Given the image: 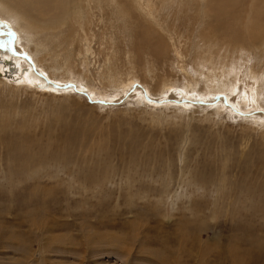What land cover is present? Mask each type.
Instances as JSON below:
<instances>
[{
  "label": "rangeland",
  "instance_id": "rangeland-1",
  "mask_svg": "<svg viewBox=\"0 0 264 264\" xmlns=\"http://www.w3.org/2000/svg\"><path fill=\"white\" fill-rule=\"evenodd\" d=\"M51 1L0 0V264H264V0Z\"/></svg>",
  "mask_w": 264,
  "mask_h": 264
},
{
  "label": "bare ground",
  "instance_id": "bare-ground-1",
  "mask_svg": "<svg viewBox=\"0 0 264 264\" xmlns=\"http://www.w3.org/2000/svg\"><path fill=\"white\" fill-rule=\"evenodd\" d=\"M49 1L51 2V4L50 5H52V1L51 0H13V2H15L17 5H21V7L23 8V9H25L29 14H31V15H36V17L37 16H41V17H44L45 19H46V17L45 16H49V13H47V8H45L46 6H48V4H49ZM57 1V5H58V3L59 2H64V3H66V4H69L68 3V1L69 0H56ZM56 1H54L55 3H56ZM59 1V2H58ZM1 3V2H0ZM71 3V2H70ZM5 4V3H4ZM62 4V3H61ZM49 5V6H50ZM60 5V4H59ZM5 6L7 7H4V5H2V4H0V12L1 11H3V10H5V11H3V12H7V11H9V12H11V13H0V17H1V15L2 16H8V17H10V19L11 18H14L15 16L18 18V20L20 21V22H14V19H11V21L12 22H14L15 23V25L17 26V28L19 29V30H22L23 32H25L28 28L31 30V29H34V27L35 28H38L39 26H38V23L35 25L32 21H30V20H28L24 15L22 16L21 14H19V13H14V10H10L11 9V7L10 6H8V4H5ZM61 6V5H60ZM45 8L46 10H42V8ZM49 8V7H48ZM60 9H64V8H60ZM59 9V10H60ZM54 10V9H53ZM50 11H51V9H50ZM35 12H37V13H35ZM61 13H64L63 11L61 12ZM228 13H215V15L217 16V18H221V16H225V15H227ZM233 14V16L235 17V21H239L238 19H239V15H240V13H232ZM257 14V13H256ZM241 15H243V14H241ZM231 16V15H230ZM258 16L259 17H261L260 16V13H258ZM258 16H257V18H258ZM50 17V19L48 20V21H54L57 17H58V15H55V14H52V15H50L49 16ZM227 17V16H226ZM245 17V16H244ZM66 18V17H65ZM256 18V19H257ZM244 19V18H243ZM252 19H254L253 17H252ZM64 20V19H63ZM258 20H259V18H258ZM258 20H255L257 23H258ZM262 20V19H261ZM1 21V20H0ZM235 21L232 23L231 21H227V23H229V25H227V31L228 32H230L233 36H234V40H239V38H240V36H242L241 34H242V32H241V30H239V29H236L235 28ZM236 22V23H237ZM261 22H263V21H261ZM1 23V22H0ZM41 23V22H40ZM58 23V22H57ZM60 23V22H59ZM253 23V22H252ZM259 23H260V21H259ZM48 24V23H47ZM60 25V24H59ZM261 25V24H260ZM53 26V25H52ZM52 26H50V27H52ZM253 26V25H252ZM261 26H263V25H261ZM248 27V28H247ZM244 30H245V35H247L250 31V34L248 35V36H251L252 38H256L257 36H258V34H255V32L254 31H256V27H251L250 25H248ZM259 27V26H258ZM42 28H44L43 26H42ZM262 28V27H261ZM16 29L15 28H13V27H11V24L10 23H8V22H4L3 23V25L1 24L0 25V43H2V49L5 47L4 45L6 44V43H8V44H10L9 45V52H12V53H14V54H18L17 56L18 57H21V56H24V57H28V56H25V55H23V54H19V53H16L15 52V50L17 51L18 49L15 47V46H17L14 42V37L16 36V31H15ZM211 30V29H210ZM258 30H260V29H258ZM223 31V30H222ZM210 33L212 34V32L210 31ZM238 33H240V34H238ZM211 34H209V36H212L213 37V35H211ZM261 35L263 34L264 35V28L261 30V33H260ZM259 34V35H260ZM140 36V35H139ZM156 37V36H155ZM12 39V41H11V39ZM158 38H160V37H158ZM214 38H216V37H214ZM218 39V38H217ZM141 40H142V38H141ZM155 40V39H154ZM160 40V39H159ZM156 41V40H155ZM161 41V40H160ZM232 41V40H231ZM157 42V41H156ZM155 42V43H156ZM162 42V41H161ZM158 46V45H157ZM149 48V47H148ZM155 48V47H154ZM15 49V50H14ZM154 50H156V49H154ZM162 50V49H161ZM153 51V50H152ZM157 52V51H156ZM155 52V53H156ZM5 54H7V52L6 53H4L3 52V55H5ZM158 54H159V52H158ZM157 54V55H158ZM1 55V54H0ZM11 56V55H10ZM11 58V57H10ZM15 58V57H14ZM23 58V57H22ZM229 59V58H228ZM18 60V59H17ZM23 60V59H22ZM4 61H5V59H4ZM12 61V60H11ZM20 61V60H19ZM13 62V61H12ZM18 62V61H17ZM21 63H23V62H21ZM5 64V63H4ZM19 64H20V62H19ZM2 65V64H1ZM0 65V66H1ZM235 70V69H234ZM26 72H28V71H26ZM241 72V71H240ZM240 72H239V74H240ZM234 73H236V72H234ZM248 73H249V71H248ZM248 73H247V75H248ZM213 74V73H212ZM29 75V74H28ZM243 75V74H242ZM245 75V74H244ZM241 76V75H240ZM250 76H251V74H250ZM250 76H248L247 77V79H249V77ZM256 76V75H255ZM238 77H239V75H238ZM257 77V76H256ZM261 77V76H260ZM259 77V78H260ZM32 78V77H31ZM38 78H39V76H38ZM229 78V77H228ZM244 78H245V76H244ZM244 78H243V80H244ZM132 79V78H131ZM130 79V80H131ZM238 79H241V77L240 78H237V80ZM254 79V78H253ZM232 80H236V75L235 74H232ZM246 80V79H245ZM215 81V80H214ZM251 81V80H250ZM254 81H255V79H254ZM257 81H260V80H257ZM64 82V81H63ZM117 82H120V83H122V85L123 86H126V85H129V84H131L130 82H129V84H124V83H126V82H124L121 78H120V80H118ZM233 83V82H232ZM243 83V82H242ZM244 83H247L248 84V90L247 91H249V92H252V94H254L255 93V89L253 88L254 87V83H248V82H244ZM243 83V84H244ZM117 84V83H116ZM256 84V83H255ZM118 85V84H117ZM119 85H121V84H119ZM118 85V86H119ZM236 85V84H235ZM165 88V87H164ZM258 90V89H257ZM258 92V91H257Z\"/></svg>",
  "mask_w": 264,
  "mask_h": 264
}]
</instances>
